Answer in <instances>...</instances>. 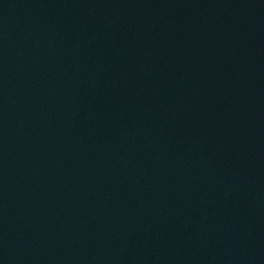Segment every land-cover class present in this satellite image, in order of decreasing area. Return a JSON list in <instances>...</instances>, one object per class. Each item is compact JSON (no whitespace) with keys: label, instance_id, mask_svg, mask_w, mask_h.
<instances>
[{"label":"water","instance_id":"obj_1","mask_svg":"<svg viewBox=\"0 0 264 264\" xmlns=\"http://www.w3.org/2000/svg\"><path fill=\"white\" fill-rule=\"evenodd\" d=\"M136 0H0V264H91Z\"/></svg>","mask_w":264,"mask_h":264}]
</instances>
